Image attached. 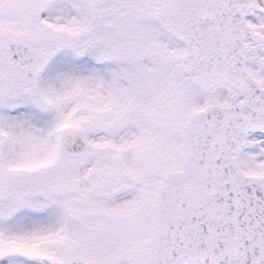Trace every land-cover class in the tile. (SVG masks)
<instances>
[{
    "label": "snow or ice",
    "instance_id": "1",
    "mask_svg": "<svg viewBox=\"0 0 264 264\" xmlns=\"http://www.w3.org/2000/svg\"><path fill=\"white\" fill-rule=\"evenodd\" d=\"M0 264H264V0H0Z\"/></svg>",
    "mask_w": 264,
    "mask_h": 264
}]
</instances>
